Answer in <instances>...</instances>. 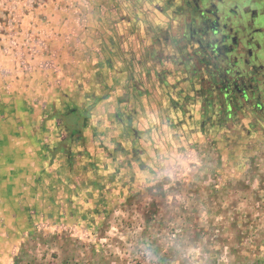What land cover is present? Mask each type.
<instances>
[{
	"label": "rangeland",
	"instance_id": "obj_1",
	"mask_svg": "<svg viewBox=\"0 0 264 264\" xmlns=\"http://www.w3.org/2000/svg\"><path fill=\"white\" fill-rule=\"evenodd\" d=\"M186 1L0 0V264H264V117Z\"/></svg>",
	"mask_w": 264,
	"mask_h": 264
},
{
	"label": "flooded vegetation",
	"instance_id": "obj_2",
	"mask_svg": "<svg viewBox=\"0 0 264 264\" xmlns=\"http://www.w3.org/2000/svg\"><path fill=\"white\" fill-rule=\"evenodd\" d=\"M186 4L192 5L191 28L200 31L208 47L205 77L211 91H218L216 104L228 112L255 111L250 120L258 122L264 117V0Z\"/></svg>",
	"mask_w": 264,
	"mask_h": 264
}]
</instances>
